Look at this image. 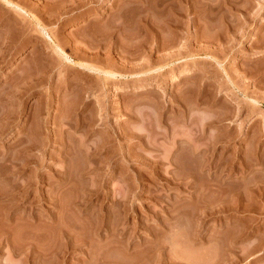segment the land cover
Wrapping results in <instances>:
<instances>
[{"label":"rangeland","instance_id":"obj_1","mask_svg":"<svg viewBox=\"0 0 264 264\" xmlns=\"http://www.w3.org/2000/svg\"><path fill=\"white\" fill-rule=\"evenodd\" d=\"M0 163V264H264V0H0Z\"/></svg>","mask_w":264,"mask_h":264},{"label":"bare ground","instance_id":"obj_2","mask_svg":"<svg viewBox=\"0 0 264 264\" xmlns=\"http://www.w3.org/2000/svg\"><path fill=\"white\" fill-rule=\"evenodd\" d=\"M7 3V2H6ZM21 150V149H20ZM18 151V150H17ZM10 159V158H9ZM8 158H5V160H4V163H2V165L3 164H5V161H7V160H9ZM10 161V160H9ZM12 163L15 165V166H17L16 165V163H14L13 162V159H12ZM12 163H10L11 165H7L6 167H5V171L4 172H6L7 173V171H9V170H11V169H13V168H15V166L12 164ZM1 164V163H0ZM6 165V164H5ZM1 167V166H0ZM23 167V166H22ZM2 168V167H1ZM2 172H3V170H2ZM6 177V176H5ZM11 177V176H10ZM7 179H8V177H6ZM9 181V179L6 181V182H8ZM12 181H14V180H11L10 181V183L12 182ZM36 182H38V180L36 181ZM9 183V182H8ZM5 184V183H4ZM18 184L19 183H16V184H13V183H11V185H12V188L11 189H14L15 187H18ZM9 188V187H8ZM4 189V190H2V191H0V196H4V195H8L9 193H11V192H9V190H11V189ZM25 189V188H24ZM26 189H28V186L26 187ZM7 190H8V192L9 193H7L6 194V192H7ZM13 191V190H12ZM26 191H28L27 193H28V198L27 199H29L30 198V196H31V190H26ZM12 194H14L13 192H12ZM11 194V195H12ZM9 197H10V195H9ZM12 197V196H11ZM10 197V198H11ZM55 196L53 195V197L52 198H54ZM8 197H0V200H1V202H6V201H10L9 199H7ZM97 229H99V223L97 224ZM64 229V228H63ZM65 233H66V235L68 234V236L69 235H71L72 237H71V239H68L67 237V243H66V248H68V247H70L71 245H74V243L77 241L78 242V240L80 239V237H81V240L79 241V243L78 244H81L82 242V237L83 236H81V235H79V233H78V236H77V234H75L74 232H73V230L71 229V230H65L64 231ZM63 235V234H62ZM66 235H64V237L66 236ZM120 246V244L119 243H115L114 244V247H119ZM138 264H149V262L148 261H145V262H139ZM160 264H162V263H160Z\"/></svg>","mask_w":264,"mask_h":264}]
</instances>
